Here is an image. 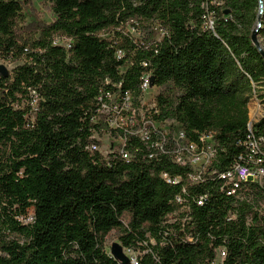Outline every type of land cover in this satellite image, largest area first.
Here are the masks:
<instances>
[{"label":"trees","instance_id":"obj_1","mask_svg":"<svg viewBox=\"0 0 264 264\" xmlns=\"http://www.w3.org/2000/svg\"><path fill=\"white\" fill-rule=\"evenodd\" d=\"M44 1L55 20L21 27L30 0H0V60L16 64L0 75V264H120L105 248L113 231L138 264H212L222 247L223 264H264V187L244 183L237 199L220 178L250 155L249 134L264 137V115H249L253 98L264 103V59L252 42L260 0ZM143 22L153 29L136 41L126 28ZM261 23L264 38V8ZM57 36L72 44H54ZM146 74L169 87L151 122H177L202 148L212 136L216 157L199 184L190 167L98 112L107 91L140 108ZM95 133L126 138L130 161L88 149L101 146Z\"/></svg>","mask_w":264,"mask_h":264},{"label":"built area","instance_id":"obj_2","mask_svg":"<svg viewBox=\"0 0 264 264\" xmlns=\"http://www.w3.org/2000/svg\"><path fill=\"white\" fill-rule=\"evenodd\" d=\"M210 26L213 25V21L210 19ZM136 32L135 28L129 29L127 33L133 34ZM54 44H64L71 45L72 40L67 37L57 36L54 38ZM124 56L122 51L117 52V57L121 58ZM0 62H2L0 60ZM4 63V62H2ZM145 67L147 64H143ZM109 83V80L106 82ZM151 74H146V92L151 90L153 87ZM145 92V93H146ZM118 93H111L109 91L100 94L98 97V105H99V113L104 117L106 124L113 130H121L127 135H131L132 137H138L141 141L148 147V149H154L157 154L165 155L171 158V160L184 167H190L195 176L197 184L202 182V174L206 171L207 167L211 165L216 157V150L214 144L212 142V136L207 139L209 146L205 149L204 154H197V144L189 142L187 136L183 129H179L178 138L175 137L173 130L169 129L166 131L162 128L156 126L162 125L159 123H153L148 118L147 114L151 113L155 108L147 109L140 108L134 106L137 109L135 112L132 109L131 100L134 101L133 97L130 94H126L125 97H122ZM144 93H142L143 96ZM141 98H139L140 100ZM38 97L35 95L31 106H32V119H35L38 105H37ZM140 103V101H139ZM139 109H143L142 115L139 113ZM145 113V114H144ZM135 124V126H133ZM250 132V131H249ZM97 133L93 135V138H97ZM119 139V144L115 147L111 152H118L123 159L126 161H130L131 155L126 150V138H117ZM248 145L250 149V155H248L247 159L244 160V156L240 157V161L236 162L231 170L226 173H222L220 178L225 181V188H228L227 195L230 197H237V199H241L242 193H240L241 189H244V183L253 182L257 183L260 187H264V162L262 159L258 158L263 153L264 148V137H252L248 136ZM212 149L209 150V148ZM88 149L91 151H100L99 147L96 145H91ZM152 157V156H151ZM200 162H204V166H199ZM165 180L168 183L177 184L180 182V178H175L174 180L170 179L166 174H164ZM201 200H206V197L201 196ZM184 203L185 200L183 199ZM262 209H264V205L262 204ZM185 210L181 209V211ZM236 218L235 215H231L230 219ZM170 223H175L176 218L172 216L170 218ZM189 240H192L189 238ZM131 254V264H138V258L140 254L138 252H134L129 250ZM227 257L226 248L222 247L217 250V258L212 264H223V261Z\"/></svg>","mask_w":264,"mask_h":264},{"label":"rangeland","instance_id":"obj_3","mask_svg":"<svg viewBox=\"0 0 264 264\" xmlns=\"http://www.w3.org/2000/svg\"><path fill=\"white\" fill-rule=\"evenodd\" d=\"M262 15H263V11L261 12V10H260L259 20H258L256 29L260 25L262 27V23H261ZM54 20H55V16L53 14V6L51 3L44 1V0H30V6L28 8H26L21 14V23L22 24L20 26L21 27H29L35 21L44 22L46 24H51ZM128 29H132V26H129L126 28V30H128ZM152 29H153L152 24L149 25L146 22H143L142 24H140L139 30L136 29V32L135 33L133 32L132 37L136 41H139V39H141L142 35L146 32V30L150 33L152 31ZM157 37H159V36H157ZM258 37H259V34H258ZM259 41H260L262 48L264 49V38H259ZM0 65L5 66L11 72V70L15 67L16 64L0 62ZM165 91H169V87H167V88L166 87H163V88L153 87L151 90H148L147 92L144 91L143 96L139 100L140 106H142L143 108L152 109L153 107H155L156 98L159 96L160 93L165 92ZM258 91H261V93H262V92H264V88H260ZM176 92L177 91H174V94ZM171 93H172L171 95H174L173 90ZM118 95L116 94V96H118ZM252 100L249 104V115H250V121L254 123V122L258 121L261 117H263V115H264V103L262 102V100L259 97H257L253 101ZM131 104H132V109L135 112H137V109L134 106L133 100H131ZM142 110L143 109H139L140 115H142V112L144 111V110L143 111ZM133 126H135V124ZM156 126L159 128H162L166 131H169V129H174L173 133H174L176 138H178L179 129H181L179 124L175 121H167L162 125L156 124ZM97 138H98L97 140L101 142V146L99 147V149H100L99 152H101L104 156L109 155L111 153V151L114 150L115 147L120 142L119 139L114 138L113 136H111L109 134L97 135ZM210 149H212V147H210L209 150ZM203 163L204 162H200L199 166H201V167L204 166L205 164H203ZM32 217H33V213H31L29 218H27L24 221L26 223H29L32 220ZM124 221H125V223H128L129 217L125 216ZM6 236L10 240L19 241L21 243L24 241L23 238L18 236V235H11V234L7 233ZM0 237H1V235H0ZM113 243L122 244L119 240V233L116 231H113L112 233H110L106 239L105 248L109 254H110L111 246ZM125 252L128 256L132 254V253H129V250H127V249H125ZM133 254H135V253H133Z\"/></svg>","mask_w":264,"mask_h":264},{"label":"water","instance_id":"obj_4","mask_svg":"<svg viewBox=\"0 0 264 264\" xmlns=\"http://www.w3.org/2000/svg\"><path fill=\"white\" fill-rule=\"evenodd\" d=\"M263 0H260V10L261 12L263 11ZM262 28L261 25L253 32L252 34V42L255 45V47L258 49L260 52L261 56L264 59V49L262 48L260 41H259V29ZM0 75H2L5 78H8L10 75V71L3 65H0ZM153 87V80H152V85ZM110 255L112 258L119 262L120 264H131V259L130 257L126 254L125 248L123 247L122 244L120 243H113L111 246L110 250Z\"/></svg>","mask_w":264,"mask_h":264},{"label":"bare ground","instance_id":"obj_5","mask_svg":"<svg viewBox=\"0 0 264 264\" xmlns=\"http://www.w3.org/2000/svg\"><path fill=\"white\" fill-rule=\"evenodd\" d=\"M142 91H143V93H144V91H146V78H145V80L142 82ZM208 147H206V148H202V147H199L198 145H197V154H204V151H205V149H207Z\"/></svg>","mask_w":264,"mask_h":264}]
</instances>
